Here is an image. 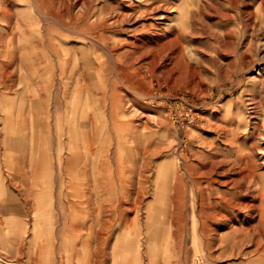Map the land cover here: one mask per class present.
<instances>
[{
    "label": "rangeland",
    "instance_id": "obj_1",
    "mask_svg": "<svg viewBox=\"0 0 264 264\" xmlns=\"http://www.w3.org/2000/svg\"><path fill=\"white\" fill-rule=\"evenodd\" d=\"M263 76L264 0H0V264H264Z\"/></svg>",
    "mask_w": 264,
    "mask_h": 264
},
{
    "label": "bare ground",
    "instance_id": "obj_2",
    "mask_svg": "<svg viewBox=\"0 0 264 264\" xmlns=\"http://www.w3.org/2000/svg\"><path fill=\"white\" fill-rule=\"evenodd\" d=\"M182 5V6H181ZM180 6L182 7V11L185 12L187 11L188 5H186L185 3L180 2ZM158 8V7H157ZM167 12H163L161 13V19H167L168 15L166 14ZM168 20V19H167ZM262 80L264 81V76L262 77Z\"/></svg>",
    "mask_w": 264,
    "mask_h": 264
}]
</instances>
